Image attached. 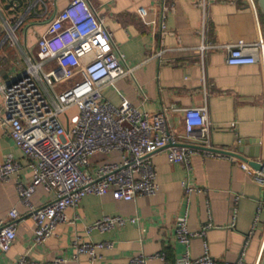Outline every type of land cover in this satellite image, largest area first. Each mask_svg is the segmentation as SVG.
<instances>
[{
  "label": "crops",
  "instance_id": "0c3cea01",
  "mask_svg": "<svg viewBox=\"0 0 264 264\" xmlns=\"http://www.w3.org/2000/svg\"><path fill=\"white\" fill-rule=\"evenodd\" d=\"M23 1L16 13L5 10L6 2L0 0V26L20 18L19 47L26 43L33 50L46 18L61 12L70 0H31L30 6ZM203 1L88 0L111 33L115 55L132 69L131 77L116 81L103 94L115 106L125 100L150 116L166 110L168 126L177 135L184 133L182 109L205 108L214 150L238 153L241 147L239 156L260 161L264 157V70L260 62L228 65L224 47L238 40L255 43L259 34L264 39V24L258 9L254 11L246 0H208L206 8ZM14 6H19V0H14ZM140 8L154 14L152 21L140 20ZM204 42L211 48L201 54L198 48ZM16 60L0 28V85L21 71ZM166 153L164 148L150 157L158 187L154 196L129 202L116 201L111 194L86 196L66 210V221L43 245H34V221L20 204L14 184L17 178L28 182L30 174L21 152L0 127V160L11 155L22 165L16 178L0 183V221H9L13 209L18 213L15 241L8 252H0V264L44 263L56 257L66 264H127L139 255H161L147 264H177L185 253L196 259L205 252L219 262L256 264L264 239V175L232 156L199 153L185 167L170 162ZM117 158V154L95 156L92 167ZM186 185L192 189L188 194ZM52 199V192L42 186L31 196L35 207ZM104 216L135 221L109 232L88 231ZM184 217L189 232H203L188 247L175 237L176 225ZM208 224L211 227L206 229ZM92 242H111L112 248L94 258L75 257V244Z\"/></svg>",
  "mask_w": 264,
  "mask_h": 264
},
{
  "label": "built area",
  "instance_id": "2783aa9c",
  "mask_svg": "<svg viewBox=\"0 0 264 264\" xmlns=\"http://www.w3.org/2000/svg\"><path fill=\"white\" fill-rule=\"evenodd\" d=\"M8 1L5 0L6 4ZM246 2L254 11L257 9L255 0ZM201 5L206 8L208 0ZM166 9L163 5V10ZM137 13L144 23L154 17L143 8ZM10 22L13 26L2 22L0 28L14 48L15 63L21 65V71L0 85V127L24 157L30 180L25 183L14 179L22 165L7 155L0 160V183L15 180L19 202L34 221V245H43L57 225L66 221V210L78 206L86 196L111 194L114 200L123 202L154 196L158 187L150 157L158 150L167 148V159L185 167L195 154L218 155L211 151L212 126L205 108L182 109L184 133L177 135L168 126L166 110L150 116L125 100L115 106L105 98L104 90L122 78L131 77L132 69L115 55L111 33L88 0H70L61 12L46 18L45 30L37 37L33 50L26 43L19 47L16 30L20 18L16 21L12 18ZM210 48L204 42L198 49L204 54ZM224 48L228 65L260 62L264 70L261 34L255 43L238 40ZM112 154L118 158L92 167L95 156ZM241 167L252 174L246 165ZM40 186L52 192L53 199L35 207L31 196ZM184 187L187 194L192 191L188 185ZM8 217L9 221H0L2 253L9 251L16 238L17 211L11 210ZM134 221L104 216L90 224L88 231L109 232ZM209 227L210 224L205 228ZM202 234L189 232L185 217L176 225V240L185 247ZM111 248V242L77 243L75 257L86 254L94 258L99 251ZM153 257L161 255L134 256L127 264H147ZM259 261L260 258L256 264ZM19 264H66V261L56 257L50 262L20 260ZM177 264L231 263L219 262L205 252L196 259L185 253Z\"/></svg>",
  "mask_w": 264,
  "mask_h": 264
},
{
  "label": "water",
  "instance_id": "95a60500",
  "mask_svg": "<svg viewBox=\"0 0 264 264\" xmlns=\"http://www.w3.org/2000/svg\"><path fill=\"white\" fill-rule=\"evenodd\" d=\"M256 2V6L257 9L260 13V15L264 18V0H255ZM26 4H28L29 6L32 4L31 0H28V2H25ZM24 1L23 0H19V6L15 7L14 6V0H9L5 6V10H9V9H13L16 13L20 12L21 7L23 6ZM180 146H184V147H191V148H198L197 146H190V145H186V144H179ZM212 152L218 153V154H223V155H227V156H232V157H236L244 162H247L248 165L250 166V168H252L253 170L260 172L262 175H264V160L261 159L260 161H248L245 158H242L241 156H239L238 153L243 152V150L240 148H237V152L238 153H231V152H225V151H221V150H214L211 149ZM256 158L258 156H255ZM259 264H264V248L262 250V255L259 261Z\"/></svg>",
  "mask_w": 264,
  "mask_h": 264
},
{
  "label": "trees",
  "instance_id": "16d2710c",
  "mask_svg": "<svg viewBox=\"0 0 264 264\" xmlns=\"http://www.w3.org/2000/svg\"><path fill=\"white\" fill-rule=\"evenodd\" d=\"M260 20L264 24V18L260 15Z\"/></svg>",
  "mask_w": 264,
  "mask_h": 264
},
{
  "label": "rangeland",
  "instance_id": "374dc122",
  "mask_svg": "<svg viewBox=\"0 0 264 264\" xmlns=\"http://www.w3.org/2000/svg\"><path fill=\"white\" fill-rule=\"evenodd\" d=\"M13 68L15 69L16 72H18V70H16V68L13 66Z\"/></svg>",
  "mask_w": 264,
  "mask_h": 264
}]
</instances>
